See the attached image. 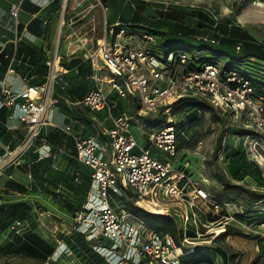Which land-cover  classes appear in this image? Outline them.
I'll list each match as a JSON object with an SVG mask.
<instances>
[{"label":"built area","instance_id":"2783aa9c","mask_svg":"<svg viewBox=\"0 0 264 264\" xmlns=\"http://www.w3.org/2000/svg\"><path fill=\"white\" fill-rule=\"evenodd\" d=\"M25 1L44 10L54 0H16L9 8L16 24ZM107 8L102 0H59L57 42L45 51L47 73L44 82L32 86L26 75L21 79L23 85L15 89L6 78L0 80V111L7 109L8 120L18 121L25 130L20 139L12 137L14 146L4 145L0 179L13 180L6 170L20 168L23 156L29 151L37 160H54L61 154L62 148L55 152L47 143L45 136L49 130L70 137L77 161L90 170L85 201L75 205L68 219L69 228L60 229L57 225L51 230L55 248L46 264L74 254L65 240L74 232L81 234L106 264H190L196 258L209 255L212 257L202 264H222L216 247H206L198 240V231L213 222L254 227L259 241L264 243V221L258 224L240 221L237 215L244 213L243 208L237 210L235 216L231 215L229 208L233 204L214 195L206 178L190 173L186 162L177 164L178 152H185L189 142V125L187 114L181 113L178 117L171 114L179 102L192 101L228 117L231 125L216 153V161L222 163L221 174L231 180L225 155L234 147L229 140L240 138L239 145L247 160L256 165L264 182V61L243 57L237 62L216 59L198 64L195 54L163 50L162 37L141 24L119 20L108 23ZM98 13L103 14L102 37L94 48L97 35L94 14ZM47 23L43 21L42 27ZM195 39L215 43L214 39L203 36ZM239 49L237 46L236 50ZM75 58L79 62L67 68ZM63 61L67 65H62ZM83 66H86L84 79L92 81L94 86L87 88L83 100L76 105L87 109L91 115L90 126L94 133L89 136L75 135L71 123L57 124L52 118L53 108L60 101L55 97L56 91L67 88L65 77L69 73L78 76ZM6 74L17 77L10 67ZM112 96L129 99L137 113L114 115L116 103ZM196 113L199 118L202 112L196 110L190 115ZM96 115H103V118L98 119ZM158 117L163 121H157ZM106 122L111 123V129L105 126ZM133 125L140 130L141 143L131 132ZM232 129L243 133H231ZM6 131H10L7 126ZM258 150L262 153L256 158L253 152ZM27 175L31 180L30 174ZM73 182L79 183L77 177ZM234 184L242 185L243 181ZM243 187L264 193V188L257 189L254 183ZM63 190L59 186L55 196ZM53 196L46 195V200H52ZM129 203L149 213L171 217L182 233L180 247L172 236L137 217ZM38 206L31 208V215L44 239L40 222L44 225L46 219L56 217L52 211L59 209L37 212ZM146 206L154 207V212ZM212 218L217 221L210 222ZM19 225L14 224L10 231H15ZM225 229L220 226L222 232L217 231L216 236Z\"/></svg>","mask_w":264,"mask_h":264},{"label":"trees","instance_id":"16d2710c","mask_svg":"<svg viewBox=\"0 0 264 264\" xmlns=\"http://www.w3.org/2000/svg\"><path fill=\"white\" fill-rule=\"evenodd\" d=\"M102 1L108 8H110L115 5L117 0ZM107 1H110L111 3L108 4ZM154 7L157 9V12L155 13L158 14V17H151L150 15H147L149 14V10H147L146 6L139 0H130L128 8L133 12L132 15L126 20L120 18L119 21L145 26V29L151 33L162 37V43L160 46L163 50H181L192 55L195 54L198 59V64L216 59H229L237 62L243 57H253L264 61V42H258L252 39L243 28L236 25L235 20L231 17L225 18L224 22H222V20L215 18L214 15L208 14L207 12L199 9H192L187 12L184 8L174 6L169 7L156 5ZM185 15L194 21L192 25H190L192 22L190 21L189 23V20L188 22H185V18H187ZM197 36L214 39L215 43L210 44L203 40L198 41L195 39ZM185 41L188 42L187 45H189V43H194V51H192L193 49L191 51H187L185 50V47L183 48L182 42ZM237 46L240 47L238 51L236 50ZM206 49L210 50L211 55H206V53H204ZM29 52L31 56L34 54L36 55L37 53L35 50H30ZM231 53H234L235 56H232ZM44 61L45 59H42L39 55L37 57L33 56V60H25L21 62L19 66H14V68L18 72H24L29 76H35V78L38 76L36 80L33 78V81L29 82L32 86H38L44 82V77L47 73ZM0 63H2L1 58ZM73 65L74 64L71 63V65L67 67H72ZM2 66L3 67H0V80L5 72L6 64L2 63ZM85 74L86 70L80 68L79 75L76 76L72 73L71 78L83 79L84 81H87L84 79ZM84 81L78 82V87L76 89L69 87L68 83L67 88L62 91V94L69 102L76 103L83 100L87 91ZM58 91L60 90L58 89ZM179 106L181 108H190L193 111L199 110L202 113L205 111H211L212 115L216 117L215 112L209 106L201 103L181 101L176 104V107ZM75 113L81 116L80 111ZM8 114L9 111L5 108L0 111V142L4 144L10 143L14 146L15 142H12V136L6 131L5 126V123L8 121ZM85 121L88 125H90V119L88 117ZM92 131L93 134L94 130L92 129ZM241 133L243 132L235 130L234 134ZM45 138L47 143L52 146L55 152L58 148H62L63 152L58 154L54 160H37V156L31 152L23 157L24 162L20 169L30 174L32 192L45 193L47 196L54 195L51 201L54 202L55 206H57V208L66 215L69 213L72 214L76 209L75 205H80L85 201L86 193L90 186V170L77 161L75 157L74 145L70 137L62 134L60 131L49 130ZM221 139L222 138H219L217 141L215 152L213 154L214 160H216V153L220 147ZM1 154L2 152L0 151V155ZM68 156L75 159V161L80 165L78 166L75 164V166H73L75 167V170L64 177L62 175H53L51 171L53 164L59 158H68ZM225 163L226 170L233 183L230 179L221 175L223 179L221 180V188H223L224 191L218 197H222L233 204L232 199L224 196L228 190H233L236 191V193L241 191L242 193L252 197H260L261 201H264V193L249 190L243 186L234 184V182L238 183L245 179H250L252 183L257 186V189L264 188V182L262 181L259 169L254 163L247 160L241 146L232 148L226 153ZM81 166H83L86 171H82L80 168ZM75 177L79 180L78 184H74L73 182ZM59 186L65 189V191H72V195L67 194L63 190L64 192L62 191L58 194V196H55ZM8 187L20 194H24L27 191L25 186L17 182H11ZM257 204L258 203L249 202L248 206L243 209L244 213L242 215H237L238 219L242 222H254L256 224L263 222L264 211H262V213L258 212L256 215L249 213V209L251 210L252 207ZM129 207L135 215L142 219L147 225L155 228L163 234L172 236L177 245H180L182 233L171 217L165 214L149 213L141 207L134 206L132 203H129ZM16 223L20 224L19 227H17L15 231H10L6 240L0 245V256L25 258L32 262H20L17 264H46L48 258L52 256L55 247L52 244L47 243L37 230L31 215V207L24 201H1L0 234L10 229ZM227 235L228 232H224L220 235V237ZM65 240L81 264H106L104 259L92 250L91 245L81 234L74 232ZM70 240H72V242ZM260 246H262L264 251V243ZM216 251H218L221 255L223 263V253L217 250V248ZM211 257L212 255H209L207 258H196L190 262H194V264H202L206 263L207 259Z\"/></svg>","mask_w":264,"mask_h":264},{"label":"rangeland","instance_id":"374dc122","mask_svg":"<svg viewBox=\"0 0 264 264\" xmlns=\"http://www.w3.org/2000/svg\"><path fill=\"white\" fill-rule=\"evenodd\" d=\"M142 2L146 7L147 10L150 12H154V14H147L151 17H158L157 9H154L156 5H162V6H174L178 8H184L187 12H189L192 9H199L204 12H207L208 14H212L217 18L218 20H222L224 22L225 18L231 17L235 20L236 24L240 25L244 31L254 40L258 42H264V0H139ZM103 2V1H102ZM104 3V2H103ZM107 3H111L110 1H107ZM121 4V3H120ZM113 5L110 8H107V22H112L115 17L117 16L118 12L121 10V5ZM106 6V4L104 3ZM127 10H130L127 8ZM114 12V14H113ZM95 25L97 30L96 39L94 41V48H96L99 44V40L102 37V14H95ZM132 14H126L124 12V17H128ZM187 16V15H185ZM190 21L192 22L190 25L193 24V20L187 16L185 18V22ZM80 25V23H78ZM188 42H182L183 48L185 47V50L187 51H194L193 44ZM56 44V43H55ZM60 45V51L61 54L63 53V44L60 41L58 43ZM184 50V49H183ZM206 55H211V52L209 49H206L204 52ZM232 56H235L234 53H231ZM72 74V73H69ZM79 82H83V79H76ZM84 85L88 88H92L94 86L93 82L88 80L84 81ZM113 101L116 103V108L113 110V114L117 115L121 112L126 113L127 115L130 114H136L137 108L133 106L131 101L129 99H117L115 96L111 97ZM72 106L68 105L64 100H61L58 102V104L55 105L53 108V114L54 117L64 118L66 111H68L67 108H71ZM59 108V109H58ZM65 110V111H62ZM193 110L190 108H181L176 107L175 110L171 111V114L176 115L177 117L179 114L184 113L187 114V134L189 137V142L186 144L185 152H178L177 155V164H183L188 163V170L190 173L196 176H203L208 181V187L210 188V191L214 193L217 196H220L224 189L221 188L222 184V163L220 161H216L213 159V154L215 152L216 144L219 138H222L223 140L227 134V129L231 125V121L228 117H225L222 114L217 113L216 117L212 115L211 111H205L204 113H201V116L197 118L196 115H190ZM81 114L86 115L88 112H81ZM56 114V116H55ZM98 119H102L103 115H96ZM155 117H153L154 119ZM195 118V119H194ZM153 119H151L149 122H151ZM157 121L161 122V117L159 119H156ZM155 120V121H156ZM106 125L109 127L111 124L110 122H106ZM24 129L22 132H18V139H20L24 133ZM131 132L136 137V139L141 143L142 139L140 137V130L137 129L136 126H132ZM231 133H235V130L232 129L230 131ZM242 140L240 138H235L233 140H229V143L234 146L233 148L239 147ZM185 143V142H184ZM183 144V143H182ZM179 145L180 147L182 146ZM243 150V149H242ZM4 151L0 156H2ZM31 153L29 151L27 154ZM261 150H258L256 153L253 152L254 156L257 158V156L261 155ZM24 155V156H25ZM23 156V157H24ZM264 161V155L262 156ZM264 163V162H263ZM17 170L22 171L20 168H16ZM222 175V176H221ZM252 184V181L250 179L243 180V184L240 186L249 187ZM37 196L34 197L38 206L37 212H42L44 210L46 211H52L55 209V204L53 201H43V198L40 194H36ZM225 197H229L233 200V205H231L230 214L234 215L236 214V211H240L243 207L246 208L249 204V202L258 203L257 205L253 206L252 209H249V213L256 215L258 212L264 211V201H261L260 197L257 196H250L246 195L244 193L228 190ZM260 202V203H259ZM48 203V204H47ZM50 205L52 207H50ZM131 206V205H130ZM134 208V207H133ZM148 210H152L154 212V208H148ZM52 213L56 214V217L51 218V220L46 219L44 221L40 222L41 227L40 230L44 236V239L49 243H53V235H52V228L59 226L60 229H66L69 228V221L68 219L71 218V214H67L65 216H60L59 211L56 210L52 211ZM36 216L38 213H35ZM61 217V218H60ZM63 218V219H62ZM39 220V218H38ZM49 223L46 225L45 222ZM216 220L210 219V222ZM217 221V220H216ZM213 222L211 226L205 227L204 229H201V231H198L199 239L201 240L202 244L204 246L209 247H216L217 250L221 251L224 256V261L222 264H264V251L262 249V246H260L263 242L259 241L258 234L256 233V230L254 227H241L238 226L236 223L229 222L227 226L226 224ZM219 225V226H218ZM220 226H224L227 228L224 232H228V236H222L220 237L221 233L216 236L217 231L220 230ZM201 234V235H200ZM223 234V233H222ZM211 240L210 244L208 243ZM205 242V243H203ZM55 246V244H52ZM203 249V248H202ZM217 254H219L218 251H216ZM193 254V253H192ZM196 254V253H195ZM32 263L31 261L25 259V258H18V257H1L0 256V264H17V263ZM53 264H81V262L75 257L73 254L70 257L67 256H61L59 259L56 260Z\"/></svg>","mask_w":264,"mask_h":264},{"label":"crops","instance_id":"0c3cea01","mask_svg":"<svg viewBox=\"0 0 264 264\" xmlns=\"http://www.w3.org/2000/svg\"><path fill=\"white\" fill-rule=\"evenodd\" d=\"M16 2V0H0V58L2 59V63L6 64V69L3 74L2 79L6 78V80L10 83H12L13 88L19 89L23 82L21 79H23L26 75L24 72H18L14 66H19L21 62L23 61H31L33 60V56L37 57L38 55L42 57V59H45V51L51 49L54 44L57 42V36H58V18L59 14H57L58 8H59V0H54L46 9L39 10V8L28 1H25L22 5L21 11L18 14L17 17V24L15 19L9 14V8L12 3ZM121 3V4H120ZM128 3H130V0H117L115 5L118 6V4L121 5V10L118 12L115 19L110 22L113 23L117 20L124 19L126 20L128 17H124V12L126 14H132L133 12L131 10H127ZM147 8V7H146ZM129 9V8H128ZM156 9V8H154ZM149 14H154V12H148ZM99 14V13H98ZM114 14V12H113ZM95 15V14H94ZM106 14V16H108ZM96 16V15H95ZM102 20H103V14H102ZM48 21L47 25L42 27L41 23L43 21ZM85 19V23H86ZM33 39V40H32ZM30 50H35L37 53L36 55H30ZM76 60H73L71 63H73L75 66L79 61L77 58ZM2 63H0V67L2 66ZM62 65H67L65 61L62 62ZM71 65V64H70ZM72 66V67H73ZM13 68L16 76H10L6 74V71L8 68ZM71 68V67H67ZM86 70V66L82 67ZM72 74H68L65 77V80L69 83V87L76 89L78 87V80L71 78ZM28 83L36 80L38 76L35 78V76H27ZM77 79V78H76ZM87 89L88 87L85 86ZM62 91H56L55 97L57 99L64 100L68 103V105L72 106L71 108H67L68 111L64 112L66 116L64 118H57L54 117V114L52 115L53 121L57 124H67L71 123V131L75 135L80 136H89L92 134V128L90 125L86 123L87 117L90 118L91 115L87 111V109L83 108L80 105H76V103L69 102L66 97L62 94ZM59 109V108H58ZM85 110L88 112L86 115L81 114L79 116L75 112L81 111L85 112ZM65 111V110H62ZM56 116V114H55ZM111 124V123H110ZM5 126L10 128V131L8 132L12 137H18V132L23 131V127L21 124L16 120H8L5 123ZM105 126L108 129L112 128V125L109 127ZM25 133V131H24ZM23 133V135H24ZM22 135V136H23ZM20 136V137H22ZM18 139V138H17ZM4 143L0 142V151H4ZM75 164L78 166V164L75 159H72L70 156L68 158H59L54 164L52 168V174L53 175H59V176H65L75 170ZM82 171H86V169L81 166L80 167ZM7 174L11 173L13 176V180H6L5 178L0 179V201H6V200H18V201H24L26 202L31 208L37 204L34 197H36L37 193H34L31 191V180L28 179V173L21 172L17 169L9 168L6 170ZM11 182H17L23 186L26 187V192L24 194H20L16 191L11 190L8 185ZM43 198V201L46 200L45 193L40 194ZM49 202V201H48ZM51 207V205H50ZM57 207V206H56ZM55 207V209H57ZM61 212V210L59 209ZM10 234V229L6 230L2 234H0V245L6 240L8 235ZM53 244V243H52Z\"/></svg>","mask_w":264,"mask_h":264},{"label":"bare ground","instance_id":"6f19581e","mask_svg":"<svg viewBox=\"0 0 264 264\" xmlns=\"http://www.w3.org/2000/svg\"><path fill=\"white\" fill-rule=\"evenodd\" d=\"M260 160H261V159H260ZM147 207H148V208H154V207H152V206H150V207H149V206H146V208H147ZM147 210H148V209H147Z\"/></svg>","mask_w":264,"mask_h":264}]
</instances>
